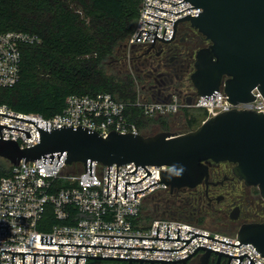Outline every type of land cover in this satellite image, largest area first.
Segmentation results:
<instances>
[{
  "label": "built area",
  "instance_id": "built-area-1",
  "mask_svg": "<svg viewBox=\"0 0 264 264\" xmlns=\"http://www.w3.org/2000/svg\"><path fill=\"white\" fill-rule=\"evenodd\" d=\"M181 1L183 0H143L140 17L128 40V46L131 48L152 47L155 40L154 46L167 43L152 33L156 32L157 25H159L157 31L159 37L169 40L173 38L174 25L179 18L201 13L200 8L187 9L193 7L187 1L177 4ZM180 24L178 21L177 27ZM39 42L40 38L35 34L23 31H0V88H12L18 84L21 79L22 47ZM193 91V93L183 92L181 94L183 97L175 94L168 100L147 99L139 96L134 105L141 108L144 115L149 118L176 114L188 107L206 109V119L235 108L264 112V96L258 87L252 90V93L257 96L254 100L236 104L228 100L229 97L223 89L219 90L216 99L198 96L194 89ZM187 96L192 97L191 103L186 101ZM129 105L110 93H98L68 96L63 110L51 117L16 111L2 103H0V113L38 121V126L45 129L49 123L50 130L63 125L85 126L106 137L113 130L121 133H140L137 124L130 122L127 118L126 112ZM0 124L24 129L31 133L32 136L29 138L25 131L2 128L3 139H15L22 149L37 145L41 141V133L32 122L0 115ZM3 159L8 162L10 168L8 174L0 177V264H23V253H15L14 263H12V252L1 249L19 252L179 260L189 256L201 245L232 255L247 253L257 264H264V257L252 243L232 246L211 239L238 245L241 241L237 236L213 231L181 219L155 218L149 223L146 222L143 210L146 199L157 190L169 187L160 182L137 193L136 199L134 194L135 191L146 189L154 182L162 181L161 171L165 169L163 166L145 165L152 174L140 181L149 173L142 165H138V171L135 174H126L136 169L134 162L119 165L116 198L117 164L110 165L108 197L109 166L99 162H92L94 169L91 176L90 169L86 171L84 166L78 173L70 172L65 163V155L59 163L60 158L56 156L53 164L52 158H47L44 163L45 157L39 161L21 160L17 165ZM58 178L66 179L71 186L55 188V181ZM126 182H138L127 183V199H125ZM158 227L159 238H167L168 227L169 238L178 239L179 228L180 239H192L196 235L188 230L211 238L197 236L185 246L187 241L95 235L158 238ZM41 236H53V243L161 249L185 247L172 251L47 245L41 244ZM206 250L199 248L195 253L203 255ZM211 252L210 259L217 262L220 253ZM221 258L228 264L230 256L222 254ZM44 259L45 255L36 254L35 264H44ZM93 260L102 259L79 257L78 264H90ZM239 262L240 258H232L230 264H239ZM167 263L171 264V262ZM25 264H34V254H25ZM46 264H55V255H47ZM57 264H66V256L58 255ZM68 264H76V256H68ZM146 264L150 263L147 261ZM241 264H250V258L244 256Z\"/></svg>",
  "mask_w": 264,
  "mask_h": 264
},
{
  "label": "water",
  "instance_id": "water-1",
  "mask_svg": "<svg viewBox=\"0 0 264 264\" xmlns=\"http://www.w3.org/2000/svg\"><path fill=\"white\" fill-rule=\"evenodd\" d=\"M184 1L193 5V7L187 9L200 8L201 13L195 16L189 14L179 18L176 22L173 21L175 22L173 36L179 21V23H188L208 42L207 46L200 48L195 54L194 71L190 75L191 85L195 93L204 98L216 99L219 90L223 89L229 97L228 100L233 104L254 100L257 97L252 93L255 87H258L264 96V0H183L177 4ZM172 4L177 5L176 3ZM157 26L156 32H152L156 34V37L165 42L172 40V38L166 40L164 37H159L157 34L159 25ZM155 41L152 47H154ZM186 101L191 103L192 97L187 96ZM0 115L32 122L41 133L40 143L22 149L15 139H3L2 128L8 127L25 131L29 138L32 136L31 133L24 129L0 124L1 158H5L11 164L17 165L21 160L26 162L39 161L45 157L44 163H46L47 158H52L51 163L53 164L56 156L60 158L59 163L62 156L65 155V163L68 165L69 171L72 170L75 163H82L86 167V171L90 169L91 176H93L94 169V163L92 162H99L109 166L108 197L110 165L117 164L116 198L119 165L131 162L136 164V169L126 174H135L138 171V165H142L149 173L140 181L152 174L145 165L165 167L161 171L162 181L154 182L146 189L135 191L134 199H136L137 193L145 191L160 182L172 190L183 187L195 188L207 178L208 167L206 162L212 160L215 162L228 161L234 163V173L247 185L258 187L264 200V112L235 108L212 116L204 120L196 129L183 133L160 131L155 134L144 135L141 133H121L118 130H113L106 137L85 126L63 125V127L50 130L49 123H47V129H45L38 126V121L3 113H0ZM138 182H126L125 199H127V183ZM188 232L196 234L193 238L205 236L189 230ZM95 235L187 241L185 246L193 239H180V228L178 239L169 238V227L167 238H159V227L158 238ZM237 237L241 241L238 245L211 237L208 238L232 246L252 243L264 257V221L243 225L238 230ZM41 244L172 251L185 247L161 249L53 243V236H41ZM199 248L207 249L201 258L204 264L209 262L211 251L220 253L218 260L221 259L222 254L230 256L228 264H230L232 258H240L239 264H241L244 256L250 258V264H257L247 253L232 255L202 245L189 256L179 260L19 252L11 251V249L1 250L12 252V263H14L15 253H23V264H25V254H34V264L36 263V254L45 255L44 264H46L47 255H55V264H57L58 255L66 256V264H68V256H76V264L79 263V257L127 261L129 264L137 262L145 264L147 261L150 264H166L167 262L176 264L186 262L188 257L190 258L191 255L197 254L195 252Z\"/></svg>",
  "mask_w": 264,
  "mask_h": 264
},
{
  "label": "trees",
  "instance_id": "trees-1",
  "mask_svg": "<svg viewBox=\"0 0 264 264\" xmlns=\"http://www.w3.org/2000/svg\"><path fill=\"white\" fill-rule=\"evenodd\" d=\"M142 2L0 0L1 32L23 31L40 38L39 43L22 47L21 79L12 88H0V103L16 111L51 117L63 110L70 95L110 93L130 104L127 118L137 124L141 134L157 133L142 128H148L151 121L160 122L163 118H149L134 105L141 94L140 89L145 92L139 84L143 78L131 60L141 57L144 52L140 54L137 53L139 49H129L128 40L139 20ZM128 49L131 56H128ZM119 60L123 61L124 66L128 62L134 65L136 74L110 72L112 63ZM186 109L201 115L195 114L188 120L190 130H194L206 119L207 110L194 107ZM162 121L167 127L166 120ZM7 165L10 168L8 162ZM8 172L9 169L0 167V177ZM70 186V182L64 178L55 181V188ZM152 206L155 213L154 204ZM143 210L146 222L155 219L146 206ZM93 262L118 263L110 260Z\"/></svg>",
  "mask_w": 264,
  "mask_h": 264
},
{
  "label": "flooded vegetation",
  "instance_id": "flooded-vegetation-1",
  "mask_svg": "<svg viewBox=\"0 0 264 264\" xmlns=\"http://www.w3.org/2000/svg\"><path fill=\"white\" fill-rule=\"evenodd\" d=\"M207 44L197 30L188 23H181L170 42L157 44L153 48L135 47L144 50V55L131 61L136 62L138 74L145 81L143 90L149 95L147 97L168 100L175 94L193 93L190 75L194 71L195 54ZM184 82L189 84L190 89H180ZM206 165L208 176L195 188H167L175 199L164 200V212L170 210L182 218L195 217L199 220L217 218L221 221L222 229L233 231L245 224L264 221V200L260 190L247 185L234 173V163L208 160ZM157 202L154 204L155 211L161 209L160 202ZM171 206L174 210L170 209ZM201 258L202 255L197 253L186 262L176 264H204ZM207 264L226 263L221 258L217 262L210 259Z\"/></svg>",
  "mask_w": 264,
  "mask_h": 264
},
{
  "label": "rangeland",
  "instance_id": "rangeland-1",
  "mask_svg": "<svg viewBox=\"0 0 264 264\" xmlns=\"http://www.w3.org/2000/svg\"><path fill=\"white\" fill-rule=\"evenodd\" d=\"M129 49H135V48H131L128 46ZM127 50L128 52V56H131L132 53L130 50ZM144 50H139L137 51V53H142ZM127 61V60H126ZM122 60L119 61H115L112 63L111 68L109 69L110 72H119L121 71L122 73L126 74V73H131V74H136L135 70H134V65H130L129 62L126 66H124L122 63ZM136 65V62H135ZM186 82H184L183 86L180 87V89H184V90H188L190 89L189 84H185ZM141 86H143L145 84V81L142 79L141 83H139ZM140 96L142 98H147L146 94L143 93V91H141L140 89ZM197 114L198 116H201L200 113L196 112V111H190L187 110L186 108L182 109L181 111H179L177 114H170L168 116H160L161 118H163L162 120H166L168 126L165 127L162 124V120L159 122H153L151 121L149 124L148 128H142V130H147L148 132H159V131H166L163 130L164 128H169L168 131H172V132H176V133H183L186 131H189L191 129L190 125H189V119L193 118V116ZM155 118H159V117H155ZM165 118V119H164ZM199 120V118H198ZM202 121V120H201ZM200 122V120H199ZM201 124V122H200ZM199 124V126H200ZM83 164L82 163H75L72 170V172L78 173L83 169ZM0 167H2L3 169H9V166L7 165V162L3 159L0 158ZM170 200H174L175 198L169 193V191H167V189H159L156 192H154L153 194H151L145 201L144 203V207L146 206V208L151 212L152 216L157 218H165V219H181V220H186L189 222H193L196 223L198 225H201L205 228H208L210 230L213 231H217V232H222L228 235H232V236H237L238 230L233 231V230H229V229H222L221 226V221L219 219H201L199 220L198 218H182L180 215H175L174 213H172L170 210L167 212H164L165 206L166 204L164 203L167 199ZM160 199V201H158ZM155 201L157 203L160 202L161 209H159L158 211H155V213H153V206L152 204H155ZM171 210H174L173 206H171L170 208ZM155 210V208H154ZM93 262V261H92ZM93 264H100L98 262H93ZM113 264H125L124 262L118 261V263H113Z\"/></svg>",
  "mask_w": 264,
  "mask_h": 264
}]
</instances>
